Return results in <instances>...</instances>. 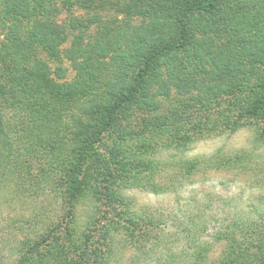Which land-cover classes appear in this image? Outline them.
I'll use <instances>...</instances> for the list:
<instances>
[{
    "label": "trees",
    "instance_id": "16d2710c",
    "mask_svg": "<svg viewBox=\"0 0 264 264\" xmlns=\"http://www.w3.org/2000/svg\"><path fill=\"white\" fill-rule=\"evenodd\" d=\"M166 1L139 12L141 26L98 24L85 42L74 0H0V195L9 187L13 198H51L61 212L19 241L14 264H115L127 244L144 242L137 232L151 241L127 191L164 194L172 173L263 176L264 0ZM61 13L76 34L66 52L71 82L40 59L57 58L70 39L57 25ZM172 91L195 94L197 109L182 122L155 114ZM245 128L258 135L250 152L184 157L199 141ZM236 213L213 235L227 244L218 261L209 263L208 245L194 235L187 239L200 252L179 262L264 264V213ZM123 234L124 245L115 244Z\"/></svg>",
    "mask_w": 264,
    "mask_h": 264
},
{
    "label": "rangeland",
    "instance_id": "374dc122",
    "mask_svg": "<svg viewBox=\"0 0 264 264\" xmlns=\"http://www.w3.org/2000/svg\"><path fill=\"white\" fill-rule=\"evenodd\" d=\"M166 2L169 1L74 0L75 6L72 10L75 17L86 23L90 33L88 31L85 33L84 40L87 42L90 39L89 36L97 31L98 24L100 27L107 22H116L125 18L132 25L141 26L144 21L140 18L139 12L152 11L166 6ZM95 19V24L87 25V22ZM56 22L61 31H64L70 39L57 58L42 55L40 59L52 72L64 71L67 81L71 82L76 74L70 60L66 57V52L71 47L76 34L71 31L66 13L57 16ZM1 38L0 36V41ZM217 45L222 46L224 43L217 42ZM202 79L209 83L212 79L210 71ZM194 96L195 94L181 96L172 91L168 96L158 99L159 109L155 114L164 115L168 123L173 116L177 121L182 122L191 111L197 109L193 101ZM7 102H11L10 98ZM6 109L7 106L0 103V111L5 112ZM256 139H258L256 130L245 128L233 135L213 136L199 141L185 152L184 157L193 159L217 154L234 156L241 151L254 150ZM259 153L257 152L256 159L259 160L261 169L264 170V145ZM166 180L170 184V190L164 194L154 195L141 190L126 192L128 204L138 216H141V230L147 229L146 232H149L151 241H145L144 232H137L138 237H143L141 240L144 242L136 239L132 245L127 244L130 249L120 253V261L115 264H136L137 262L193 264V260H188L186 263L179 261L186 259L189 254L200 252L197 248L198 241L195 246H192L194 243L187 239L194 235H202L203 243L207 244L209 249L208 261L214 263L226 253L227 244L214 243L213 235L233 220L237 209L247 213L254 220H257L262 212L264 213V173L263 176L257 173L240 176L237 172L211 171L203 172L188 180L182 179L179 173H172ZM5 189L8 192L4 191L0 195V264H14L16 260L14 251L19 241L25 237L33 238L49 218L60 216L61 212L57 200L51 198L22 200L13 198L9 187ZM87 210L83 208L81 212L84 213ZM147 218H154L157 222L149 224ZM207 222L209 230L201 234V225ZM197 226L201 230L194 228ZM121 237L123 239L119 238L115 244L124 245L125 234Z\"/></svg>",
    "mask_w": 264,
    "mask_h": 264
}]
</instances>
